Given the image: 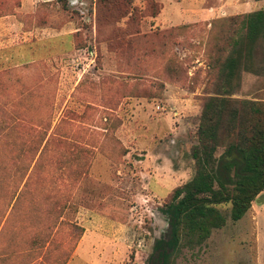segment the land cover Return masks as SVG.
Segmentation results:
<instances>
[{"label":"rangeland","instance_id":"obj_1","mask_svg":"<svg viewBox=\"0 0 264 264\" xmlns=\"http://www.w3.org/2000/svg\"><path fill=\"white\" fill-rule=\"evenodd\" d=\"M258 10L264 0H0V264H68L85 240L71 264H148L169 232L161 208L195 173L203 104L241 16ZM231 81L233 99L264 102L262 39ZM262 195L237 222L221 206L226 225L183 241L173 264H264Z\"/></svg>","mask_w":264,"mask_h":264},{"label":"trees","instance_id":"obj_2","mask_svg":"<svg viewBox=\"0 0 264 264\" xmlns=\"http://www.w3.org/2000/svg\"><path fill=\"white\" fill-rule=\"evenodd\" d=\"M57 1L67 9L68 0ZM241 26L245 34L234 39L232 54L220 67L219 90L203 104L190 153L195 173L161 208L169 232L155 241L148 264H173L183 241L201 245L226 225L221 206L230 205L231 219L237 222L264 192V102L233 99L231 81L244 50L264 41V10L241 16ZM220 148L224 151L217 156ZM53 240L51 232L49 244Z\"/></svg>","mask_w":264,"mask_h":264},{"label":"crops","instance_id":"obj_3","mask_svg":"<svg viewBox=\"0 0 264 264\" xmlns=\"http://www.w3.org/2000/svg\"><path fill=\"white\" fill-rule=\"evenodd\" d=\"M258 11H259V10H258ZM162 17H164V16L162 15ZM169 19H171V18H169ZM0 21H1V20H0ZM10 22H12V20H10L8 23H10ZM0 25H1V22H0ZM14 26H15L16 28L20 29V28L22 27V23H20V22H15ZM0 34H1V33H0ZM25 34H26V32H25ZM3 37H5V36H3ZM3 37H0V47H1V45H3V41H2V40H4ZM10 41H12V40H10ZM84 240H85V238H84ZM89 243H90V244H89ZM93 244H94V241H93V242L88 241V243H87L86 240H85L84 242L82 241V242L80 243L78 249L76 250V253H79L81 247H83V246H86L87 248H92V247H93ZM76 253H75V256L73 257V259L70 260L68 264H71V263L75 260V258L77 257V256H76Z\"/></svg>","mask_w":264,"mask_h":264},{"label":"water","instance_id":"obj_4","mask_svg":"<svg viewBox=\"0 0 264 264\" xmlns=\"http://www.w3.org/2000/svg\"><path fill=\"white\" fill-rule=\"evenodd\" d=\"M262 201H264V195L260 196V198L257 200V202H259V203Z\"/></svg>","mask_w":264,"mask_h":264}]
</instances>
